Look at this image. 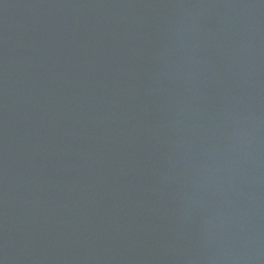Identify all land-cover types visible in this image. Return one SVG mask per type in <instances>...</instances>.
Returning <instances> with one entry per match:
<instances>
[{
	"label": "water",
	"instance_id": "1",
	"mask_svg": "<svg viewBox=\"0 0 264 264\" xmlns=\"http://www.w3.org/2000/svg\"><path fill=\"white\" fill-rule=\"evenodd\" d=\"M0 264H264V0H0Z\"/></svg>",
	"mask_w": 264,
	"mask_h": 264
}]
</instances>
